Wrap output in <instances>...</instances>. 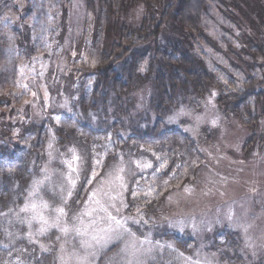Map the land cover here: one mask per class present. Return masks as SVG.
Listing matches in <instances>:
<instances>
[{"label": "rangeland", "instance_id": "1", "mask_svg": "<svg viewBox=\"0 0 264 264\" xmlns=\"http://www.w3.org/2000/svg\"><path fill=\"white\" fill-rule=\"evenodd\" d=\"M35 5L37 11L28 5L31 9L28 26L36 52L28 53L27 48L24 59L17 65L18 91L0 116V153L10 143L14 144L16 152L25 149L17 147L27 134L25 131L34 124L46 122L49 139L45 157L34 167L37 169L22 201L2 212L8 228L16 231V236L10 234L11 231L9 236L20 240L17 243L37 244L42 250L56 240L58 264H158L157 257L166 250L176 253L172 264L264 263V153L256 147L258 143L250 152H243L248 132L238 121L223 118L218 112L216 91L212 90L203 98L193 97V102L181 101L165 119L201 144L206 159L196 181L171 191L157 214L128 213L127 187L141 174L152 172L158 158L154 150L132 142L134 154L130 146L128 153L124 152L125 157L119 154L116 163L104 166L94 161L92 168L91 161L80 149L71 144H59L54 124L75 115L72 103L80 95L78 89L89 91L95 83V76L81 77L68 69L71 61L85 57V46L80 43L85 37L87 16L81 0H75V6L73 1L74 7L68 9L67 14L44 8L45 1L43 6L38 1ZM211 7L217 17L209 13L204 21L212 30H217L216 20H223L218 17L216 7ZM140 14L141 18L143 11ZM237 15L244 25L247 21L243 14L237 12ZM91 20L93 22V18ZM45 21L47 26H43ZM244 31L252 34L247 27ZM228 32L225 36H229ZM161 38V41L169 38L176 42L178 36L167 30ZM206 49L205 46L199 49L204 59L218 61L213 59H218L217 51ZM148 59L141 61V72ZM128 60L135 64L131 58ZM73 76L75 82H70ZM83 83L87 86L83 87ZM71 91H75L74 97ZM152 101L151 94L150 99L143 100L149 105ZM149 105H138L134 101L129 112H121L130 115L122 116L124 122L118 126L115 137L112 134L108 147L114 148L118 137L135 138L137 124L156 123L159 114ZM112 113L111 106L109 125L116 123ZM143 113L144 116L148 113L150 119L137 121ZM105 116L102 112L99 120ZM260 129L259 134L264 138V124ZM106 155L107 150L102 147L97 162L103 163ZM83 181H88V191L80 203L75 204ZM18 231L24 233V238ZM171 232L193 238L195 243L188 252L181 251L174 237H165ZM223 232L231 235L237 232L236 241L232 243L227 239L217 244L216 236L223 238ZM231 258L235 263H230Z\"/></svg>", "mask_w": 264, "mask_h": 264}, {"label": "trees", "instance_id": "2", "mask_svg": "<svg viewBox=\"0 0 264 264\" xmlns=\"http://www.w3.org/2000/svg\"><path fill=\"white\" fill-rule=\"evenodd\" d=\"M35 1L42 6L44 1L47 2L44 8H53L56 13L62 10L67 14L73 1L75 6V0ZM35 1L0 0V116L18 91V63L24 59L27 48L28 53L36 52L31 45V29L28 26L31 20L28 5L37 11ZM81 1L87 16L85 37L80 43L85 46V57L79 61H69L68 69L81 77L95 76V83L89 91L78 89L80 95L72 103L76 114L54 124L55 133L59 144H71L80 149L91 161L92 168L94 161L104 166L116 163L120 153L125 157L124 152L130 149L132 142L154 150L158 164L152 172L146 171L127 187L126 212L157 214L171 191L187 182L194 183L198 178V171L206 159L201 144L189 133L165 120L168 113L183 100L193 102V97L203 98L215 90L218 112L223 118L238 121L248 132L243 152H250L258 143L256 147L264 153V138L259 134L260 126L264 124L263 0ZM212 5L223 20H216L217 30H212L204 21L209 13L217 17ZM28 9L30 11L26 13ZM141 11L143 14L140 18ZM237 12L245 17L247 22L244 25ZM47 24L45 21L43 26ZM245 26L252 34L244 31ZM167 30L178 36L176 42L169 38L161 41ZM227 32L229 36H225ZM204 46L207 47L206 51H217L218 59L211 58L218 61L204 59L199 52ZM139 50L143 52L140 54ZM147 57L146 68L141 72L140 63ZM129 58L135 64H131ZM74 78L70 82H75ZM82 86L86 87L87 83ZM70 93L75 96V91ZM150 94L153 97L151 105L143 102L150 99ZM134 101L138 105L148 104L159 114L158 120L148 126L137 124L135 138L124 140L118 137L114 148L108 147L112 134L114 136L118 126L121 124V127L124 122L122 116L130 115L121 112H129ZM111 106L114 109L111 117L116 121L113 125H109ZM102 112L106 116L99 120ZM149 116L143 113L137 121L144 122L150 119ZM47 130L46 122L34 124L25 131L27 134L17 147L25 149L16 152L13 143L1 149L0 264H58L56 240L46 250L30 242L17 243L20 240L9 236H16V231L8 228L6 216L2 213L4 209L22 201L37 169L34 167L45 157L49 139ZM102 147L106 148L107 155L100 163L97 156ZM131 147L133 153L135 147ZM87 183L83 181L79 185L75 204L80 203L87 193ZM17 233L24 238V233ZM236 235L237 232L232 235L223 232V238L217 235L215 242L218 244L231 239L234 243ZM165 237H174L175 245L181 251L188 252L195 243L193 238L180 237L172 232ZM174 254L173 251H164L157 257L160 260L158 264L175 263ZM222 255L229 256L225 253ZM236 260L231 258L230 263Z\"/></svg>", "mask_w": 264, "mask_h": 264}, {"label": "snow or ice", "instance_id": "3", "mask_svg": "<svg viewBox=\"0 0 264 264\" xmlns=\"http://www.w3.org/2000/svg\"><path fill=\"white\" fill-rule=\"evenodd\" d=\"M69 195H70V193H69Z\"/></svg>", "mask_w": 264, "mask_h": 264}]
</instances>
